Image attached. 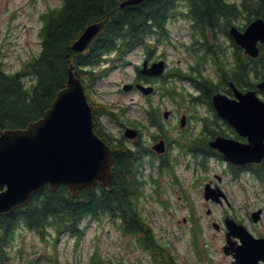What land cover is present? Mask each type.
Returning a JSON list of instances; mask_svg holds the SVG:
<instances>
[{
	"label": "trees",
	"instance_id": "trees-1",
	"mask_svg": "<svg viewBox=\"0 0 264 264\" xmlns=\"http://www.w3.org/2000/svg\"><path fill=\"white\" fill-rule=\"evenodd\" d=\"M123 1L62 0L60 5L49 7L40 14L38 53L25 59L15 72L6 71L0 55V132L26 128L43 117L57 93L66 86L69 68L73 65L92 108L94 130L110 146L114 155L110 185L83 188L78 196H73L66 184H61L56 190L46 186L34 194L25 207L0 215V264H8L11 259L8 246L16 238L20 227L37 233L46 241H51V237L57 241L66 233L79 235L84 219L101 222L106 218L114 223L119 220L123 231L136 236L137 245L152 251L159 264H178L171 247L156 237L149 215L141 204L144 184L154 178V167L157 165L160 172L172 168L164 164L171 158V149L162 164L158 165L157 155L148 145L140 143L133 147L125 139L117 138L105 126L103 118L125 124L124 111H113L96 101L92 96L93 85L103 75L99 70L104 56L116 53L121 58L135 46H159L162 41H169L168 21L182 15L191 22L189 49L195 53L196 59L186 68L172 69L167 77L188 81L199 93L190 97L193 103L206 101L213 107L212 96L224 90L231 80L242 87L254 86L259 65L260 80L264 79V44L261 45L260 56L254 58L246 55L229 33L232 25L244 29L253 19L264 18V0H141L137 4L121 7ZM106 18L103 29L85 51L71 49L89 24ZM228 46H233V65L228 63ZM209 65L212 74L205 72ZM168 90L171 94L183 95L176 87ZM159 111L156 106L146 107V122H138L141 128L157 126L162 130ZM129 123L137 124L132 120ZM165 136L169 141V137ZM207 140L200 139L187 145L180 141L178 146L190 147L195 155L208 157L212 150ZM262 162L256 171L264 181V159ZM147 165L150 174L145 177L144 168ZM195 231H199L198 226ZM195 244L201 256L197 235ZM53 261L49 264H58L57 260ZM96 261L97 258L92 264H97Z\"/></svg>",
	"mask_w": 264,
	"mask_h": 264
},
{
	"label": "rangeland",
	"instance_id": "rangeland-1",
	"mask_svg": "<svg viewBox=\"0 0 264 264\" xmlns=\"http://www.w3.org/2000/svg\"><path fill=\"white\" fill-rule=\"evenodd\" d=\"M61 2L62 0H0V55L8 72L17 71L23 60L38 53L40 49L38 36V30L41 27L40 14L49 6H58ZM169 28L172 35L171 40L160 45L167 46V57L171 66L169 69L178 66L186 68L189 63L195 61L194 54L187 48L192 40L191 24L185 16H178L169 21ZM135 50L128 54L126 64L123 61V64L114 65L107 73H104V76L93 85L92 92L96 101L109 105L114 110L125 108L124 122L128 126L131 119L145 122L143 109L149 104L147 97L142 93L121 91L123 83L131 82L135 75V66L132 62L141 61L139 56H134L136 52L142 54L141 49ZM206 69V73L212 74L211 67ZM172 86L182 92L186 98L183 99L184 97H180V94L174 95L170 91H166ZM157 90L151 96V102L161 108V116L166 110L173 112L171 118L165 120V124L170 129L173 128L171 130H173L175 138V133L181 129L179 110L184 107H192L188 104L190 101L187 96L196 90L186 81L173 79L165 83L161 80L157 84ZM260 97L264 99L263 90L260 91ZM201 111L207 112L204 108H201ZM104 120L112 132L121 135L124 130L121 125L112 124L107 118ZM170 129L168 130L170 131ZM195 134H200V132ZM144 139L148 141L147 144L151 148L152 144L149 143L151 136L145 134ZM173 150L177 154L178 150L176 148ZM225 166V162L215 159L210 160V167L207 170L190 168L184 158H179L175 162L174 177H176L175 174H178L185 186L192 188L190 195L195 205L193 211L191 208H181L182 205L180 207L179 188L181 187L179 183L175 184L172 181V174L161 179L164 187L157 200L155 199L157 193L154 191L153 185L146 186V208L153 221L157 237L161 242L170 243L179 264H208V259L212 264H228L229 262L223 251L224 233L213 226L214 222L221 224L227 208L217 206L205 198L204 187L207 183L215 181L229 193H244L250 208H247L246 211H239V215H244L251 210L257 211L259 208L256 207L259 206L264 207V188L261 182L259 183L251 174H247L243 181L245 190H241L238 184L229 181L228 175L225 174ZM170 171L172 173V170ZM149 173L150 169L145 167V177H148ZM153 175H156V171L153 172ZM155 187L157 188V186ZM162 202H168L170 205L165 207L161 205ZM209 210H211L210 214ZM190 214L195 215L201 228V232H196V235L200 247L204 250L200 248L202 257L193 245L194 235L191 229L194 223L183 221ZM258 222L259 220L256 223L258 224ZM255 228L257 229V226L254 224L253 232L257 233ZM85 232L84 238L78 243L77 239L69 235L59 236L57 241L53 237H51V241H46L39 235L22 229L8 247L11 251V259L8 263L49 264L55 259L59 264H89L90 257L98 253V256L104 260L103 264H159L154 259L152 251L144 249L141 245L136 246L127 237L122 241L115 228L107 220L105 223L92 222ZM260 236H264V209L260 215ZM133 238L137 239V237ZM123 244L127 246L124 247Z\"/></svg>",
	"mask_w": 264,
	"mask_h": 264
},
{
	"label": "water",
	"instance_id": "water-1",
	"mask_svg": "<svg viewBox=\"0 0 264 264\" xmlns=\"http://www.w3.org/2000/svg\"><path fill=\"white\" fill-rule=\"evenodd\" d=\"M140 1L124 0L121 7ZM106 21L107 18L89 24L71 49L84 51L101 32ZM229 32L247 54L252 57L259 55V43H264L263 17L252 20L244 30L232 25ZM164 68L165 63L160 61L145 71L160 75ZM131 87L127 85L125 89ZM138 87L146 95L154 90L152 86L142 84ZM258 87L263 89L264 81L258 83ZM234 91L235 99L222 92L215 93L213 106L219 116L248 138V142L218 136L210 141V146L237 162H260L264 158V100L254 90L244 93L234 86ZM168 115L169 112H165V116ZM136 134L135 129H126L128 137H135ZM155 149L164 152V141L158 143ZM113 164V150L94 130L93 112L84 85L71 65L66 86L57 93L43 117L26 128L0 132V215L28 205L34 194L47 185L56 190L61 184H66L73 196H78L83 188H94L98 183L108 186L113 178ZM216 194L215 190L207 189L206 197L217 199ZM254 216L258 220L259 212ZM227 224L233 235L242 241L235 249L239 263L257 264L259 259L264 260V238L254 237L234 220L227 221ZM230 245L228 240L226 252Z\"/></svg>",
	"mask_w": 264,
	"mask_h": 264
},
{
	"label": "flooded vegetation",
	"instance_id": "flooded-vegetation-1",
	"mask_svg": "<svg viewBox=\"0 0 264 264\" xmlns=\"http://www.w3.org/2000/svg\"><path fill=\"white\" fill-rule=\"evenodd\" d=\"M262 17V16H260ZM263 45V44H261ZM260 45V46H261ZM137 48H132L135 52V49H141L142 54H138L137 52L134 54V56H139L141 61H136V62H132L134 63L135 66V75L132 79L131 82H124L123 86H122V92L124 91V86L126 85V83H130L132 86V88L130 89V91L133 92H137V93H142L141 89L138 87V84H145V85H152L154 86L155 90L154 93H156L157 90V84L163 80V83L167 82L169 80V78L167 77V75L169 74V68L170 63L168 61V52H167V46H136ZM228 59H229V65H233L234 64V58H233V46H228ZM131 49V50H132ZM260 56V54H259ZM104 59V64H110L111 62H113L114 60H117L118 62L121 61V59L119 58V56L117 54H109L107 56L103 57ZM159 61H164L165 62V66H166V70L163 74L160 75H153L150 74L148 72H146L145 70H149V67L156 62ZM120 64V63H118ZM147 64V66H146ZM114 67V66H112ZM257 81L255 83L254 86H241L237 83H235L233 80H231L229 82V85L224 89L221 90V92L225 93L226 95H228L230 98L235 99L236 98V94L234 91V87L231 85V83L233 82L234 85L241 90L242 92H247L249 90H256L257 95L260 97V87L257 86L258 83H260V65H259V69L257 70ZM172 79V78H171ZM264 80V79H263ZM264 91V89H261ZM153 93V94H154ZM147 97V96H146ZM148 99V105L151 104L152 101V97L149 96L147 97ZM193 104V103H192ZM190 104V105H192ZM213 106V105H212ZM201 108H204L205 110H207V112H202ZM171 111V110H170ZM179 115H180V120L181 123L180 127L181 129H178L179 132L175 133V138L173 135V128H169L166 126L165 124V120H169L171 118V115L173 114V112L171 111V115L170 117L163 119V124L165 125V127L161 130L160 128H158L157 126L155 127H151L148 130H144L142 128H140L139 123L137 121H135L137 124H132L129 125L131 127H134L137 130V134L133 139L127 138L124 134L125 128L128 125L122 126L121 128L124 130L121 132V135H118L117 138H121V139H125L126 142H128V144H130L133 147H136L137 144L140 143H145L147 144L148 141L144 139L145 134L147 136H151V140H149V143L152 144L151 148H149L150 150H152L154 152L155 155H157V159L158 162L160 164H162V160L163 158H166L168 155V150L170 149V145L169 142L166 138L165 135H167L168 133V129H170L169 131V136L171 137L173 135V139H178V138H182L185 142V144L187 145L188 143L191 142H197V140L200 139H207V143H209V141L211 139L216 138L217 136H224L228 139H233V140H237L239 142L242 143H247L248 142V138L246 136L241 135L236 128L230 124V122L226 119H223L222 117H220L217 114V111L215 110L214 106L211 107L210 104L206 101H199L196 104H194V106L189 107V108H183L181 110H179ZM185 117L182 121V118ZM168 128V129H167ZM156 129V130H154ZM196 132H200V134H195ZM214 134V136H213ZM213 137V138H212ZM164 139L165 143H166V151L164 153H157L156 151H154L153 149V145ZM130 142V143H129ZM209 147V144H208ZM211 148V147H209ZM212 152L210 154V156L206 157L203 156L202 154L197 156L194 154V151L192 150V148L187 147V148H179V153L178 155H176L175 157H172V155L170 154V159H175L174 161H176V159L179 158H184L187 162V165L190 168H196L197 165H200V163L203 162H207V164L209 165L210 160L215 159L217 161H221V162H225L226 166H225V174L228 175L229 177V181L231 183H236L240 186L241 190H245V186L243 184L244 181V176L247 174H251L252 177H254L255 179H257V181H259V183L261 182L263 188H264V181L262 182L260 180V176L258 175V172L256 171L257 167H260V162H245V163H240L237 161H234L233 159H228L225 156H223L220 152H218L216 149L211 148ZM206 157V158H205ZM169 159V157H168ZM170 159L167 161V163H164L165 165H170ZM164 161V160H163ZM263 163V162H261ZM168 174H172V173H158L156 175V177L154 179H152L153 184L152 185H156V191L157 189L163 190V182L161 181V179H164V177H167ZM176 177H174V174H172V181L177 184L179 183L180 187L179 188V192H180V199H184L185 201H183L180 204V207L182 205L181 208H194V204L193 201L191 199V202L188 200L186 195H189L188 192L185 190L184 188V184L181 178H179V176L177 174H175ZM218 177V175H217ZM219 179H221L219 177ZM210 183L215 186V187H220L225 191L226 196H224V200L221 203H216L214 202L213 204H216L217 206H221V207H225L227 208V210L224 213V219L226 220L228 217H232L234 218L238 223H243L245 224L250 231L256 235L257 237H260V219L258 224L256 222L253 221V210L247 212L244 215H239V211H246L247 208H250V204L249 201L247 200V196L244 195V193H240V194H235L234 192H228L227 190H225L223 188V186L215 181H210ZM158 196V195H157ZM212 203V201H211ZM256 208H262V207H256ZM264 209V207H263ZM211 211L209 210L208 213H210ZM227 217V218H226ZM184 221H188L186 218L184 219ZM249 221H251L252 223H250ZM221 222V224H222ZM216 222H214L215 224ZM213 224V225H214ZM254 224L255 226H257V233H254ZM219 230L223 231L224 236H225V243L224 245L227 243L228 240L231 241V245L229 247L228 252L226 253V257L229 259L228 264H239L236 262L235 259V249L237 247H239V245H241V239L235 235H233L232 230L229 229L226 226H219ZM223 245V246H224ZM257 264H264V261L261 259L258 260Z\"/></svg>",
	"mask_w": 264,
	"mask_h": 264
}]
</instances>
